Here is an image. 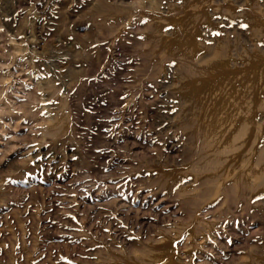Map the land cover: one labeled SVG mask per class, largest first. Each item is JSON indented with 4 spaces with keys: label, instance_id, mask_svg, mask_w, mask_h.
<instances>
[{
    "label": "rangeland",
    "instance_id": "obj_1",
    "mask_svg": "<svg viewBox=\"0 0 264 264\" xmlns=\"http://www.w3.org/2000/svg\"><path fill=\"white\" fill-rule=\"evenodd\" d=\"M0 264H264V0H0Z\"/></svg>",
    "mask_w": 264,
    "mask_h": 264
},
{
    "label": "bare ground",
    "instance_id": "obj_2",
    "mask_svg": "<svg viewBox=\"0 0 264 264\" xmlns=\"http://www.w3.org/2000/svg\"><path fill=\"white\" fill-rule=\"evenodd\" d=\"M225 104H223V105H220V106H218V111L216 112V116L221 120V122L223 123L224 121H225V117H223L222 116V111H221V108H223V106H224ZM216 120V119H215ZM232 124V123H231ZM241 126V125H240ZM231 127V126H230Z\"/></svg>",
    "mask_w": 264,
    "mask_h": 264
}]
</instances>
